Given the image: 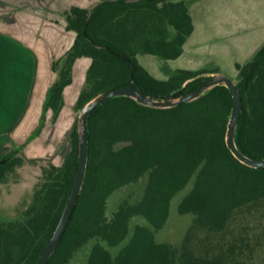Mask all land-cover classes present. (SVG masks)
<instances>
[{
    "label": "trees",
    "instance_id": "obj_1",
    "mask_svg": "<svg viewBox=\"0 0 264 264\" xmlns=\"http://www.w3.org/2000/svg\"><path fill=\"white\" fill-rule=\"evenodd\" d=\"M65 31L74 39L54 60L42 116L27 138L45 127V113L54 123L63 107V91L72 84L78 59L90 64L74 104L81 112L94 97L130 81L144 96L166 100L181 90L202 87L207 72L173 70L167 79L153 77L138 54L175 60L193 31L188 6L168 0H98L90 8L72 7L64 14ZM241 112L235 128L236 149L252 160H264V51L235 64ZM226 87L217 85L199 98L168 109L138 104L128 97L108 99L87 118V162L76 204L54 252L45 264H69L93 242L85 264H259L264 248V168L238 162L225 144L232 109ZM70 150L56 166L41 168V179L28 206L15 218L0 216V264H35L47 245L70 195L80 151L74 122ZM21 148L0 152V183L24 162ZM35 163V161H31ZM145 178L141 198L121 202L108 216V198L120 188ZM193 178L178 205L192 216L179 247L156 243L171 199ZM141 217L130 234L129 222ZM255 219V220H254ZM259 222L260 233L249 224ZM263 222V223H262ZM126 240L116 255V248Z\"/></svg>",
    "mask_w": 264,
    "mask_h": 264
},
{
    "label": "crops",
    "instance_id": "obj_2",
    "mask_svg": "<svg viewBox=\"0 0 264 264\" xmlns=\"http://www.w3.org/2000/svg\"><path fill=\"white\" fill-rule=\"evenodd\" d=\"M168 1H183L187 4L193 31L177 59L162 60L138 54L137 60L141 65L140 57H151L165 65L179 62L183 56L194 57L197 51L211 49L206 47L209 43L218 44L222 40L234 41L235 46L230 47L236 48L238 51L234 54L240 55L242 42L246 45L255 44L257 33L260 35L259 39H264V27L257 28V23L263 22L264 0L263 3L260 0ZM97 2L98 0H0V152L12 145H18L25 151V142L41 119L46 93L55 79L51 64L63 56L74 39L72 32L65 31V12L72 7L90 8ZM66 32L73 35L67 47L63 40ZM235 34L236 37H232ZM262 51L264 49H260L243 63ZM234 54L229 53L230 56ZM80 61H85L86 64L84 74L90 64V60L86 58L75 62L72 84ZM175 69L190 70L168 68L166 77L162 78L150 74L156 79L165 80ZM71 85L63 91L64 104L56 123L54 122L57 126L64 123L65 91ZM51 116V111L45 113L46 123L48 119L51 121Z\"/></svg>",
    "mask_w": 264,
    "mask_h": 264
},
{
    "label": "rangeland",
    "instance_id": "obj_3",
    "mask_svg": "<svg viewBox=\"0 0 264 264\" xmlns=\"http://www.w3.org/2000/svg\"><path fill=\"white\" fill-rule=\"evenodd\" d=\"M199 1V0H192ZM263 3V0H260ZM259 6V1H258ZM264 8V3H263ZM264 27V17L262 24L257 23V28ZM250 28V26H249ZM258 39L253 45H246L241 43L242 51L240 55L234 54L238 50L230 47L235 46V42L231 40H222L218 44L209 43L206 47L208 50L197 51L194 57L183 56L179 62L165 63L157 61L151 57H140L142 65L152 75L162 78L166 77L168 68H188L190 71L206 70L212 72L214 69L218 73L206 74L205 76H213L219 78L221 76L229 77L234 83L238 81V73L234 68V64L243 63L250 59L254 53L264 49V39ZM253 34H251L252 36ZM264 37V31L262 32ZM232 37H236L232 36ZM262 37V38H263ZM73 35L65 33L64 46L67 47L72 41ZM216 45V46H214ZM231 50H227L230 49ZM191 49V47H190ZM226 49V50H225ZM190 52V51H189ZM233 53L234 55H229ZM85 61H80L75 69L74 82L65 91L66 109L64 113V123L62 126L52 124L50 119L45 122L46 126L43 128L42 134L38 135L32 141L25 142V151L20 150L18 157L23 158V163L19 167H15L11 174H8L5 181L0 183V216L6 219H13L17 217L30 203L33 190L38 185L41 179V168L45 167L47 163H52L56 166L61 165L63 157L70 150V143L67 139L71 126L74 122L77 123L78 131H81L80 112L74 111V103L83 85L85 78ZM61 125V124H60ZM35 130V129H34ZM20 148L18 145H12L5 149L16 150ZM35 161V163H31ZM145 178L139 180L135 184H130L115 191L107 200L106 213L109 216L117 206L127 201L134 203L138 201L144 191ZM193 178L188 184L174 195L171 199L169 207L168 219L163 228L155 233L156 243H169L174 247H179L182 237L186 230L191 225L192 216L189 214L180 215L177 211L178 205L182 198L189 192L192 187ZM255 220V219H254ZM141 217H134L129 222L130 234L136 224H144ZM259 222L255 221L249 225L252 227L250 234L260 233ZM263 223V222H262ZM264 224V223H263ZM126 243V240L116 248H108L110 253L114 256L119 249ZM93 242L86 244L78 253L74 255L69 264H85L89 251ZM254 263L264 264V248L259 253V257L254 260Z\"/></svg>",
    "mask_w": 264,
    "mask_h": 264
},
{
    "label": "water",
    "instance_id": "obj_4",
    "mask_svg": "<svg viewBox=\"0 0 264 264\" xmlns=\"http://www.w3.org/2000/svg\"><path fill=\"white\" fill-rule=\"evenodd\" d=\"M223 85L229 91L232 98V109L229 116V120L226 126L225 134V144L232 156L241 164L253 168H264V160H252L250 158L242 155L235 146L234 143V134L235 128L238 122L239 113L241 112V100L236 87V84L227 76H221L219 78H213V76H208L202 87L195 90L192 93L184 94L181 90L171 94L166 100H155L151 97L144 96L139 90L135 89L130 81L125 86L116 87L104 94H100L90 100L84 105L80 112L79 120L81 125L80 131V151L77 161V169L74 177L72 189L68 197L67 203L62 211V214L59 218V221L49 239L44 250L40 254L37 262L35 264H45L48 258L52 255L55 250V247L59 241L61 234L63 233L65 226L70 218L72 210L76 204L77 196L81 190L87 162V129L86 123L88 115L99 105L106 102L108 99L115 97H128L136 101L138 104L155 108V109H168L175 107L182 103L191 102L199 98L206 91L211 88Z\"/></svg>",
    "mask_w": 264,
    "mask_h": 264
}]
</instances>
